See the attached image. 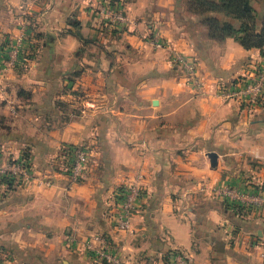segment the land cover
Instances as JSON below:
<instances>
[{"label":"crops","instance_id":"obj_1","mask_svg":"<svg viewBox=\"0 0 264 264\" xmlns=\"http://www.w3.org/2000/svg\"><path fill=\"white\" fill-rule=\"evenodd\" d=\"M250 2L260 19L264 0ZM107 3L131 24H104ZM203 18L186 0H0V45L25 25L24 50L36 46L1 80L0 149L52 178L0 179V264H114L95 263L88 241L121 263L166 264L178 250L186 264H259L264 206H230L212 189L264 195V160L254 157L264 152V107L249 114L217 89L263 61L264 49L210 39ZM154 32L198 62L201 89L169 48L152 46ZM81 143L95 163L72 183L50 162ZM137 176L143 196L120 230L115 192Z\"/></svg>","mask_w":264,"mask_h":264},{"label":"built area","instance_id":"obj_2","mask_svg":"<svg viewBox=\"0 0 264 264\" xmlns=\"http://www.w3.org/2000/svg\"><path fill=\"white\" fill-rule=\"evenodd\" d=\"M98 12L102 22L107 26L131 24V20L121 6L107 3L102 5ZM27 33L26 26L22 25L20 36L15 41L7 40L3 45H0V80L5 74L14 69L21 60L23 55L21 46L23 40L29 38ZM157 34L154 33L150 38L152 46L169 48L172 61L190 74L195 86L201 89L203 82L200 79L198 62L192 56H188L176 48H171L169 43ZM217 89L220 98L232 100L247 113H254L255 109L261 108L264 104V58L259 64L254 65L246 75L237 77L227 83H220L217 85ZM79 102L86 107H94V102L91 100L80 98ZM94 154L95 150L90 144H68L62 146L59 149V154L52 157L50 165L60 168L72 183H78L86 179L89 170L94 166ZM254 157L264 160V152L256 153ZM137 178L139 176L136 177L133 183L115 192V197L119 198V207L111 214V221L120 230H128L130 228V213L137 208L143 196V187L141 181L137 180ZM0 179L5 183L15 185L35 182L49 185L52 180L51 176L35 167L25 155L4 157L1 150ZM212 192L230 206H264V195L254 194L249 196L231 185L225 184L215 187ZM261 245L260 264H264V238H262ZM86 248L90 253L94 254L95 263L106 260L114 264H126L121 263L118 258L114 257L108 247L96 246L88 241ZM169 262L171 264H186V257L182 252L176 250L170 254Z\"/></svg>","mask_w":264,"mask_h":264},{"label":"trees","instance_id":"obj_3","mask_svg":"<svg viewBox=\"0 0 264 264\" xmlns=\"http://www.w3.org/2000/svg\"><path fill=\"white\" fill-rule=\"evenodd\" d=\"M251 0H186L189 13L203 16L210 39L218 42L230 37L244 49H264V13L260 19ZM264 107V104L262 105ZM168 251L165 255L169 262Z\"/></svg>","mask_w":264,"mask_h":264},{"label":"rangeland","instance_id":"obj_4","mask_svg":"<svg viewBox=\"0 0 264 264\" xmlns=\"http://www.w3.org/2000/svg\"><path fill=\"white\" fill-rule=\"evenodd\" d=\"M155 34H157L158 32H154ZM154 33H152L151 35H149V39L152 37V35L154 34ZM157 35H159V33L157 34ZM159 37H160V35H159ZM28 40H30V39H28ZM32 40V39H31ZM31 45L32 46H30V49L29 50H24V46H23V44H22V46H21V48H22V56H21V59H22V57L24 56V54H26V55H28V54H34V53H36V50H34L33 48H36V46L33 44V43H31ZM154 47V46H153ZM29 48V47H28ZM25 55V56H26ZM172 64H174V65H176L175 64V62L174 61H172ZM17 66V65H16ZM15 66V67H16ZM14 67V68H15ZM183 70V69H182ZM0 86H1V80H0ZM1 150V149H0ZM2 151V150H1ZM260 257V256H259ZM260 259V262H261V258H259ZM260 262H259V264H260ZM130 263H132V262H130ZM126 264H129V263H126ZM168 264H171L170 262H168Z\"/></svg>","mask_w":264,"mask_h":264},{"label":"water","instance_id":"obj_5","mask_svg":"<svg viewBox=\"0 0 264 264\" xmlns=\"http://www.w3.org/2000/svg\"><path fill=\"white\" fill-rule=\"evenodd\" d=\"M207 156H208V158L210 160V165L212 167H215L216 164H217V153H215V152H208Z\"/></svg>","mask_w":264,"mask_h":264}]
</instances>
